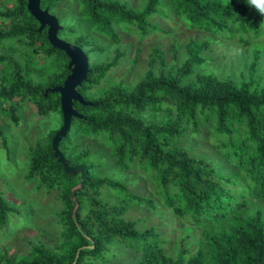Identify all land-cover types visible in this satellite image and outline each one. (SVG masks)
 <instances>
[{"label": "trees", "instance_id": "trees-1", "mask_svg": "<svg viewBox=\"0 0 264 264\" xmlns=\"http://www.w3.org/2000/svg\"><path fill=\"white\" fill-rule=\"evenodd\" d=\"M10 1L11 8H0V45L9 50L0 53V111L18 124L21 117L16 114V99L31 97L40 116L56 114L63 121L59 93L45 96L44 92L64 84L70 60L50 44L47 28L39 31L28 0ZM58 1L62 0H42V8L52 11ZM74 1L90 32L75 36L73 42L89 58V46H94L93 52L105 51L94 36L121 42L115 25L126 32L136 28L141 39L151 31L166 33L156 22L155 17L160 16L181 19L189 30L252 45V78L238 83L231 75L202 74L197 66L210 42L192 40L189 48L194 54L177 72H166L164 66L151 69L132 92L119 86L98 98L93 86L125 52L118 51L115 60L101 65L90 58L91 72L78 90L99 106L74 102L82 118H73L70 132L60 142L69 165L88 170L85 187L74 193L79 226L73 219L75 204L70 192L81 175L67 174L58 162L52 149L55 131L32 147L28 179L38 176L39 189L61 192L63 208L55 214L62 242L59 246L34 244L16 263L0 254V263L5 259L9 264H73L81 250L76 264H109L128 254L133 255L132 264H264V71L260 69L264 60V16L260 11L264 5L249 7L245 0H145L137 10L121 0ZM177 43L172 41V52H177ZM17 50L19 57L14 54ZM150 52L152 56L160 53L157 47ZM166 56L165 51L162 62ZM152 63L157 64L155 59ZM6 104L10 106L6 108ZM204 126L209 127V136L203 141L209 140L220 156H203L191 145V133L201 135ZM79 135H105L119 168L128 170L137 163L143 167L165 208L185 227L175 249H167L169 239L157 227L143 231L136 221L121 217L130 203L154 210L157 206L151 198L99 177L84 162L85 152L71 156V146L78 147L73 141ZM106 185L119 189L124 199L112 206L101 199ZM11 210L0 190V228L7 224ZM89 246L93 248H86Z\"/></svg>", "mask_w": 264, "mask_h": 264}, {"label": "rangeland", "instance_id": "rangeland-1", "mask_svg": "<svg viewBox=\"0 0 264 264\" xmlns=\"http://www.w3.org/2000/svg\"><path fill=\"white\" fill-rule=\"evenodd\" d=\"M121 1L129 2L137 10L145 2V0ZM56 3L54 10H48L63 27L59 31V37L74 44L75 36H85L90 31L82 18L78 16L76 12L78 4L74 0H62ZM5 6L11 8L13 1L0 0V8ZM165 10L163 11L167 14ZM155 19L167 30L166 33L151 31L141 39L136 28L134 32H126L120 26L115 25L116 34L121 37L120 43L117 44L112 38L94 36V41L105 51L93 52L94 46L88 47V50H91L90 58L93 64L111 63L115 60L118 51L125 52L100 83L93 86L92 91L97 94L96 97L100 98L102 93L114 87L119 88V86L132 92L151 69L157 71L159 67L164 66L166 72L171 70L177 72L188 57L194 54L189 48L192 40L210 42L207 49L201 53L200 57L203 61L197 66L202 74H214L220 78L231 75V79L238 83L252 78L249 72L252 62V45H244L238 39L226 36L203 34L197 29L189 30L181 19H163L160 16H156ZM175 40L179 45L177 52H172L171 43ZM14 46L17 49L20 48L19 43H15ZM156 47L160 53H157L155 57L150 54V50ZM7 51L9 52L7 46L0 45V53L4 54ZM165 51L167 56L162 62V54ZM14 54L19 57V50ZM154 59L156 65L152 63ZM260 69L264 71V60H262ZM258 75L260 76L259 72ZM16 104L18 105L16 114L21 117L18 124L5 112L0 111V190L13 209L9 213L5 227L0 228V254L6 255L7 260L15 263L25 257L34 244L39 242L49 246L61 244V228L55 213L63 208L59 190L49 192L46 188L39 189L38 176H35L33 180L28 179L32 147L39 141L43 143V139L53 132L59 131L63 121L56 114L45 118L40 116L31 97H27L24 101L16 99ZM9 106L6 104L5 107ZM207 128L209 129L206 126L202 127L199 136L191 133V145L203 156L208 154L220 156L218 151H213L209 140L203 141L204 137L209 136ZM74 140L73 142H76L78 147L71 146V156L85 152L84 162L94 167L95 174L126 187L137 196L151 198L157 206L154 210L143 204L130 203L129 208L121 217L126 221H136L138 229L143 231L157 227L169 239L167 249H175V243L178 237L183 235L185 227L182 225V220L173 215L171 209L165 208L163 197L157 194L156 186L146 175L143 167L137 163L128 170L119 168L116 165L117 158L113 155L111 148L105 144L108 141L105 135L91 137L79 135ZM101 192L100 198L111 206L124 199L119 189L109 185H106ZM180 226L183 228L181 229ZM132 258L133 255L128 254L125 257L114 259L109 264H132ZM7 260L4 259L0 264H9Z\"/></svg>", "mask_w": 264, "mask_h": 264}, {"label": "water", "instance_id": "water-1", "mask_svg": "<svg viewBox=\"0 0 264 264\" xmlns=\"http://www.w3.org/2000/svg\"><path fill=\"white\" fill-rule=\"evenodd\" d=\"M42 0H28V9L33 15V17L39 22V31L42 32L47 28L48 40L50 44L61 51H63L69 58V75L64 81L62 86H57L52 89H47L44 92L45 96L49 93H59L61 101V109L63 116V124L60 130L55 134L52 139V149L58 160L64 167L67 174H77L80 173V182L73 187L70 192V196L74 201L73 219L78 225L76 220V214L79 210V204L76 200L75 192L82 190L88 179V170L83 166L71 167L69 165L68 159L63 155L60 149V142L68 135L71 130L73 118L81 119L82 115L74 107V102H78L83 106H99L87 101L84 96L79 92L78 88L83 85L85 81L88 80L90 70V58L86 54L85 50L63 40L59 37V31L63 29L60 25L59 20L52 14L49 13L48 9L43 10L41 7ZM79 226V225H78ZM93 248L89 246L86 248ZM81 250H78L76 259L73 264L77 263Z\"/></svg>", "mask_w": 264, "mask_h": 264}, {"label": "clouds", "instance_id": "clouds-1", "mask_svg": "<svg viewBox=\"0 0 264 264\" xmlns=\"http://www.w3.org/2000/svg\"><path fill=\"white\" fill-rule=\"evenodd\" d=\"M245 3L248 4L249 7L256 4L264 5V0H245ZM260 15L264 16V10L260 11Z\"/></svg>", "mask_w": 264, "mask_h": 264}]
</instances>
